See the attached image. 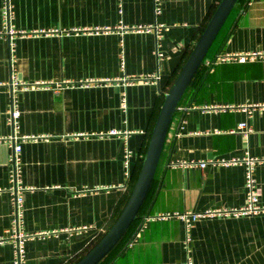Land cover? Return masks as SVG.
<instances>
[{"label": "crops", "instance_id": "crops-1", "mask_svg": "<svg viewBox=\"0 0 264 264\" xmlns=\"http://www.w3.org/2000/svg\"><path fill=\"white\" fill-rule=\"evenodd\" d=\"M219 1L157 0L155 12L153 0H6L4 13L0 0V264H13L6 239L13 140L21 145L22 227L40 233L25 242L26 263L73 264L122 210L165 93ZM155 23L162 26L132 28ZM254 49L264 51V0H236L202 61ZM157 70L158 79H147ZM12 76L50 82L17 92L14 123L7 120ZM180 104L133 228L157 210L244 204L242 163L172 164L181 160L246 152L263 158L253 175L264 204V56L220 61L211 69L202 63ZM241 121L251 128L248 136L230 131ZM111 129L128 131V175L122 133ZM185 233L178 218L148 221L105 264H181L188 257L190 264H264V210L200 216L190 226L188 248Z\"/></svg>", "mask_w": 264, "mask_h": 264}, {"label": "built area", "instance_id": "built-area-1", "mask_svg": "<svg viewBox=\"0 0 264 264\" xmlns=\"http://www.w3.org/2000/svg\"><path fill=\"white\" fill-rule=\"evenodd\" d=\"M4 9L3 12L5 13L6 10V0H4ZM154 1V9L155 12L159 11V8L156 4L157 0ZM125 29L128 28L127 25H121ZM160 26H162V23H155L153 26H138V27H132L136 29H150L151 27H154L155 30L158 29ZM157 56H162V52L157 51ZM258 56H264V51L261 50H242V51H221L216 53L213 57H207L204 59L205 64L211 69L212 66L220 61H228V60H236L239 62H245L247 60L254 59ZM121 66H124V59L121 56ZM159 78L158 70L151 72L148 74L147 79L156 80ZM50 82H47L46 80H37L33 83H28L25 81H22L18 79L16 76H12L10 80L11 90H12V99L11 103L7 109V120L8 122L14 123L17 116L19 115V109L17 105V92L21 89L29 88L31 86H40L45 87L48 86ZM121 106L124 109L126 107V96L123 92L121 94ZM232 104H220V109H230L234 108ZM182 108V106L180 107ZM251 130L249 124L247 121H241L239 122L234 128H232L230 131H239L243 134V136H248L249 131ZM109 134H117L120 135L122 133L123 138V165H124V171L128 175L129 174V156L131 154V149L128 146L126 135L128 131L124 130L121 132L120 130L111 129L108 131ZM8 140H10V137H7ZM20 150L21 145L18 141L13 140V147L12 151L9 154V162H10V170H9V176L11 182H13L14 186H10V189L13 188L15 191H13V195L11 198V207H12V218L11 223L8 228V234L6 236V239L12 244V251H13V258L12 263L13 264H27L26 263V250H25V242L30 236L34 235H40L39 232L34 233H28L23 230L22 223H23V194H22V186L17 187L16 184L19 183V173L21 168V158H20ZM263 158H259L257 156H253L246 152L243 156H231L229 158L224 157H214L210 158L208 160H200V161H194V160H181L178 162H173V165L176 164H188V165H194L198 164L200 167L205 166L207 163H215L220 162L222 164H231V163H242L244 165V186H245V202L244 204L240 206H232V207H222V208H210L202 212L198 211H192V210H157L152 213H148L143 217L142 222L138 226L136 232L134 235L128 240L125 246H130L133 243V240L135 236L138 234L139 230L142 228V226L148 222L153 220H166L171 218H178L183 220L185 224V238L183 240L185 247H189V241H190V233L189 229L192 224V222L197 219L200 216L205 215H212V214H249V213H256L261 210H264V204L260 202L259 200V194L257 190V183L255 180V177L253 175V170L255 164ZM2 239V238H0ZM191 258L188 257L185 262H182L181 264H190Z\"/></svg>", "mask_w": 264, "mask_h": 264}, {"label": "water", "instance_id": "water-1", "mask_svg": "<svg viewBox=\"0 0 264 264\" xmlns=\"http://www.w3.org/2000/svg\"><path fill=\"white\" fill-rule=\"evenodd\" d=\"M235 1H219L169 90L165 93L137 178L122 210L96 244L73 264H97L119 241L131 222L136 218L153 180L167 129L177 103L206 55Z\"/></svg>", "mask_w": 264, "mask_h": 264}, {"label": "trees", "instance_id": "trees-1", "mask_svg": "<svg viewBox=\"0 0 264 264\" xmlns=\"http://www.w3.org/2000/svg\"><path fill=\"white\" fill-rule=\"evenodd\" d=\"M202 63H204L203 61L200 63V65L202 64ZM200 65L198 66V68H197V70L199 69V67H200ZM196 70V71H197ZM196 73V72H195ZM195 73H194V75H195ZM194 75H193V77H194ZM193 77H192V79H193ZM192 79L190 80V82H189V84L191 83V81H192ZM189 84L187 85V87L185 88V90H184V92H183V94H182V96H181V98L179 99V101H178V103H177V107L179 106V105H181L180 103H181V100H182V97L184 96V94L186 93V91L188 90V88H189ZM148 194V193H147ZM146 197H147V195H146ZM146 197H145V199H146ZM145 199H144V201H145ZM144 201H143V203H142V205H141V207H140V209H139V211H138V213H137V216H136V218L131 222V224L129 225V227L126 229V231L124 232V234L122 235V237L119 239V241L113 246V248L97 263V264H105V262H106V260H107V258H108V255L110 254V252L112 251V250H114L120 243H123L124 245H126V243L128 242V240L134 235V233L136 232V230H137V228H138V225H140V222L137 224V226H135L134 228H133V226H134V223H135V221H136V219L139 217V214H140V212H141V209H142V207H143V204H144ZM141 221V220H140ZM132 228H133V230H132ZM132 230V231H131ZM131 231V232H130Z\"/></svg>", "mask_w": 264, "mask_h": 264}]
</instances>
